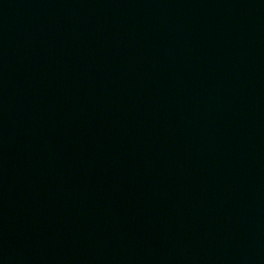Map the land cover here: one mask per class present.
Wrapping results in <instances>:
<instances>
[{
    "label": "water",
    "instance_id": "obj_1",
    "mask_svg": "<svg viewBox=\"0 0 264 264\" xmlns=\"http://www.w3.org/2000/svg\"><path fill=\"white\" fill-rule=\"evenodd\" d=\"M0 264H264V0H0Z\"/></svg>",
    "mask_w": 264,
    "mask_h": 264
}]
</instances>
